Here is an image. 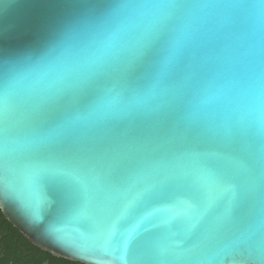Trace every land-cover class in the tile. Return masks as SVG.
<instances>
[{"label":"water","instance_id":"1","mask_svg":"<svg viewBox=\"0 0 264 264\" xmlns=\"http://www.w3.org/2000/svg\"><path fill=\"white\" fill-rule=\"evenodd\" d=\"M105 6L0 0V62L40 51ZM230 43L216 33L193 45L187 82L152 115L69 129L54 107L10 133L7 150L0 137L8 221L33 246L82 264H264V133L224 105L199 104Z\"/></svg>","mask_w":264,"mask_h":264},{"label":"clouds","instance_id":"2","mask_svg":"<svg viewBox=\"0 0 264 264\" xmlns=\"http://www.w3.org/2000/svg\"><path fill=\"white\" fill-rule=\"evenodd\" d=\"M231 40L201 107L220 104L264 133V0H106L68 21L40 51L0 62V137L59 107L66 128L134 121L167 107L189 49ZM26 143L30 141H25Z\"/></svg>","mask_w":264,"mask_h":264},{"label":"trees","instance_id":"3","mask_svg":"<svg viewBox=\"0 0 264 264\" xmlns=\"http://www.w3.org/2000/svg\"><path fill=\"white\" fill-rule=\"evenodd\" d=\"M1 264H82L58 258L33 246L0 209Z\"/></svg>","mask_w":264,"mask_h":264}]
</instances>
